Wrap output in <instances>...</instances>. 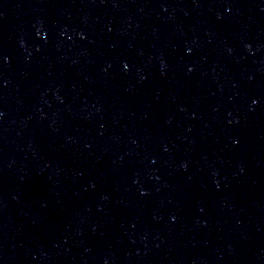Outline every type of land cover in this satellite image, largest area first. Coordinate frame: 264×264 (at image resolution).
Returning <instances> with one entry per match:
<instances>
[{"label":"water","instance_id":"water-1","mask_svg":"<svg viewBox=\"0 0 264 264\" xmlns=\"http://www.w3.org/2000/svg\"><path fill=\"white\" fill-rule=\"evenodd\" d=\"M0 264H264V30L0 0Z\"/></svg>","mask_w":264,"mask_h":264}]
</instances>
